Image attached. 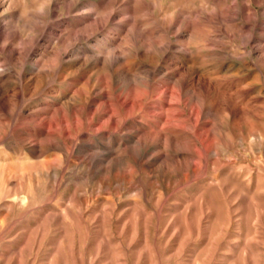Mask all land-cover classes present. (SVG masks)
<instances>
[{
    "label": "rangeland",
    "instance_id": "obj_1",
    "mask_svg": "<svg viewBox=\"0 0 264 264\" xmlns=\"http://www.w3.org/2000/svg\"><path fill=\"white\" fill-rule=\"evenodd\" d=\"M71 1L0 0V47L37 49L7 65L22 92L0 107V264H264V0ZM99 13L115 17L84 38ZM72 34V55L30 81ZM106 54L125 69L72 63ZM80 90L114 111L101 98L57 122Z\"/></svg>",
    "mask_w": 264,
    "mask_h": 264
},
{
    "label": "bare ground",
    "instance_id": "obj_2",
    "mask_svg": "<svg viewBox=\"0 0 264 264\" xmlns=\"http://www.w3.org/2000/svg\"><path fill=\"white\" fill-rule=\"evenodd\" d=\"M6 1V0H5ZM73 1V0H72ZM71 1V2H72ZM75 2V1H74ZM73 2V4H74ZM76 3V2H75ZM6 5V4H5ZM3 4H0V7L5 6ZM8 7H13L11 3H9ZM14 8V7H13ZM34 15V14H33ZM112 17H115V14L113 13H109V14H105V13H99L98 16V22H94V24H91L90 27L88 28L89 31L86 34V36H84V38H92L96 35H98V31L104 29L105 25L107 24L108 20ZM111 20V19H110ZM92 22V23H93ZM45 23V22H43ZM123 23V22H122ZM120 22V24H122ZM119 24V23H118ZM86 25V24H85ZM88 26V25H87ZM85 28V26H84ZM107 28V27H106ZM74 32V30H73ZM127 32V31H126ZM131 33V31H129ZM16 33V32H15ZM104 33V32H103ZM7 35V34H6ZM14 35V34H13ZM16 35V34H15ZM73 36H68L67 38H65L64 40L62 39L61 42V47L59 49H56L55 51H51L49 53H47L46 55H44V59H37L36 63H37V70L35 72H33V76L31 78L30 81H34L36 83H40L42 80H44L49 73L51 72V69L53 66H56L60 61L64 60V58L66 56L72 55V51L75 48L76 42H78V38L77 35L78 34H72ZM128 35V34H127ZM126 35V36H127ZM18 36V35H17ZM80 36V35H79ZM129 36V35H128ZM131 37V34H130ZM127 39V38H126ZM136 38H133L134 42ZM107 40V39H106ZM128 40H131V38H129ZM137 42V41H136ZM135 42V43H136ZM29 43V42H28ZM36 43V42H35ZM79 43V42H78ZM124 43V42H123ZM122 43V44H123ZM138 43V42H137ZM8 44H15L17 46V48L15 49H10L8 50L7 45ZM128 44V43H127ZM134 44V43H133ZM145 44H149V43H145ZM123 45H126L125 43ZM14 46V45H13ZM120 46V45H119ZM128 46V45H127ZM131 46V45H129ZM95 47V46H94ZM116 47V46H115ZM114 47V48H115ZM98 48H100L98 46ZM102 48V47H101ZM105 48V47H104ZM109 48V47H107ZM120 48V47H118ZM123 48V47H122ZM124 49V48H123ZM0 50L4 51H8V55L7 57H4L2 59H0V107H3L4 109L12 107L17 105L18 99L20 97V90L17 89V87L12 86L10 79L13 77L12 72H6L8 70L7 65L8 63H12L15 65H24L25 62L27 61V59H29L30 57L34 56L37 49H36V44L32 43V44H27V42L23 39H20L19 41L16 40L15 38H12V36H6L3 39V43L0 47ZM109 50H111V48H109ZM115 50V49H114ZM107 51V50H106ZM127 51V50H126ZM125 51V52H126ZM97 52V51H96ZM100 52V51H99ZM115 52V51H114ZM117 52V51H116ZM120 52V51H119ZM98 53V52H97ZM108 53V52H107ZM4 54V53H3ZM105 54V53H104ZM119 54V53H118ZM149 54V53H148ZM108 55V54H106ZM122 55V54H121ZM125 55V54H124ZM127 55V54H126ZM125 55V56H126ZM91 56V55H90ZM81 58H74L73 60V64H78L79 65V69L80 70H84L86 68H88V66L90 68H96L98 71H115V70H119V66L121 64V61L124 59L121 56L112 54V55H108V56H96L93 58L91 57H86V56H80ZM83 57V58H82ZM125 65L123 64L122 67L120 66V70H124ZM36 68V67H35ZM172 69V67H171ZM35 70V69H34ZM79 70V71H80ZM96 70V71H97ZM175 72V71H174ZM184 72V71H183ZM176 73H177V78L175 79V81L172 83V85L169 86L170 89V93L171 95H177L178 97H182L185 92L188 90V86H190V82L189 80L186 78V76L180 71V69H176ZM175 75V74H174ZM49 77V76H48ZM130 78V77H129ZM24 80V79H23ZM93 82V80H92ZM27 83V82H26ZM90 83V82H89ZM91 84V83H90ZM194 86V85H193ZM94 88V87H93ZM95 89V88H94ZM93 89V90H94ZM23 90V89H22ZM100 92V91H99ZM189 92V91H188ZM187 92V93H188ZM102 93V92H101ZM100 94V93H99ZM101 95V94H100ZM192 95V94H191ZM198 95V94H197ZM192 97V96H191ZM105 99L106 101H104L103 103L106 105V107L108 108V110L110 111H114V103L111 101V97L108 95L107 92H105L102 96H94L93 94H85V92L83 90H80L79 92L77 91L76 93H72L70 96L67 97V99H65L64 101H60L58 99V101L55 104H60V106L55 110L57 113H60L59 118H56L57 122L59 123H65L68 121V114L71 112H77V111H81V109L87 108V107H91L97 100L99 99ZM190 98V97H189ZM130 99V98H129ZM176 99V98H175ZM76 100H81V105H76ZM135 100V99H134ZM134 100H124L121 101V105L124 107L128 108V111L133 113L134 111L138 110V109H143L144 104H143V100L138 101V99L136 101ZM100 103V102H99ZM146 104V103H145ZM98 107V106H97ZM152 108H158L155 106H151ZM147 108V107H146ZM203 108V107H202ZM104 109V108H103ZM169 110V109H168ZM199 110V109H198ZM202 110V109H201ZM99 111V110H98ZM8 112V111H7ZM96 112V111H95ZM104 114V113H103ZM115 114V113H114ZM124 114V113H123ZM156 114V113H155ZM162 114V113H161ZM160 114V115H161ZM201 114V113H200ZM87 115V114H86ZM159 115V114H158ZM164 115V114H163ZM180 113H174L173 116H179ZM165 116V115H164ZM113 116H111L110 118H112ZM0 118L1 120H3L4 118H6V114L5 113H0ZM93 118V117H92ZM160 118V122L164 121L165 125H173V121L172 118H168V117H159ZM70 121V120H69ZM1 123V122H0ZM162 123V122H161ZM60 124V125H61ZM7 126V125H6ZM12 126V125H11ZM101 128V127H99ZM164 130V129H163ZM208 131V130H207ZM4 132V131H3ZM6 134V133H4ZM8 135V134H7ZM165 136L166 139L170 138L171 136H168L166 133L162 134V133H156L154 135V138L158 139L159 137L162 138V136ZM6 137V136H5ZM173 137V136H172ZM108 138V137H107ZM174 138V137H173ZM154 140V139H153ZM162 140V139H161ZM19 142V141H18ZM126 143V142H125ZM145 139L141 138L140 140H138L136 142V146H134V150L136 153L138 154H144L146 153V147L145 146ZM46 145V144H43ZM163 145V144H162ZM41 146V145H40ZM48 146V145H47ZM51 146V145H50ZM149 146V145H148ZM42 147V146H41ZM49 147V146H48ZM54 147V146H53ZM67 147V146H66ZM32 148V147H31ZM87 148V147H86ZM118 148V147H117ZM35 149V148H34ZM42 149V148H40ZM47 149V148H46ZM55 149V148H54ZM32 151V150H31ZM36 151V150H35ZM83 151V150H82ZM128 151V150H127ZM133 152V151H131ZM32 153V152H31ZM34 153V152H33ZM94 153V152H93ZM66 154V153H65ZM123 155V154H122ZM141 156V155H140ZM157 156V155H156ZM159 156V155H158ZM118 157V156H117ZM131 157V156H130ZM159 158V157H158ZM113 162V161H112ZM111 162V163H112ZM110 163V164H111ZM53 165V164H52ZM109 165V164H108ZM113 165V163H112ZM51 167V165H50ZM49 167V169H50ZM106 167V166H105ZM110 167V166H109ZM110 169V168H109ZM108 169V170H109ZM53 171V170H52ZM55 172V171H54ZM58 173V171H57Z\"/></svg>",
    "mask_w": 264,
    "mask_h": 264
}]
</instances>
